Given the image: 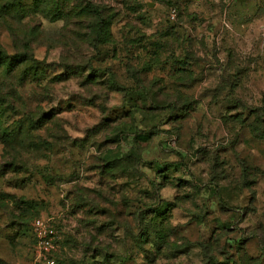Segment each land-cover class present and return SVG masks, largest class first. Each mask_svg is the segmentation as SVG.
Wrapping results in <instances>:
<instances>
[{
    "label": "rangeland",
    "instance_id": "1",
    "mask_svg": "<svg viewBox=\"0 0 264 264\" xmlns=\"http://www.w3.org/2000/svg\"><path fill=\"white\" fill-rule=\"evenodd\" d=\"M101 1L97 51L0 7V264H264V0Z\"/></svg>",
    "mask_w": 264,
    "mask_h": 264
},
{
    "label": "trees",
    "instance_id": "2",
    "mask_svg": "<svg viewBox=\"0 0 264 264\" xmlns=\"http://www.w3.org/2000/svg\"><path fill=\"white\" fill-rule=\"evenodd\" d=\"M1 2V8H8L14 4L10 3L16 2V0H3ZM36 3L37 12L44 18H57L59 16L66 18L65 28L70 34V37L64 42L65 49L75 46L92 48L97 51L101 44L109 41L112 37L111 26L114 23L113 16L112 13L108 12L109 5L101 0H36ZM173 9L177 13L176 8ZM38 18L40 21V17ZM77 66L80 68L79 63ZM85 67L93 69L90 59L87 60ZM74 71L80 72L78 70ZM33 243L34 237L31 235L30 250L32 249ZM56 258L58 264H61L57 254Z\"/></svg>",
    "mask_w": 264,
    "mask_h": 264
},
{
    "label": "built area",
    "instance_id": "3",
    "mask_svg": "<svg viewBox=\"0 0 264 264\" xmlns=\"http://www.w3.org/2000/svg\"><path fill=\"white\" fill-rule=\"evenodd\" d=\"M176 14L171 11L172 17ZM34 243L31 249V260L27 264H58L56 254L59 251L57 228L49 218L38 217L32 226Z\"/></svg>",
    "mask_w": 264,
    "mask_h": 264
},
{
    "label": "water",
    "instance_id": "4",
    "mask_svg": "<svg viewBox=\"0 0 264 264\" xmlns=\"http://www.w3.org/2000/svg\"><path fill=\"white\" fill-rule=\"evenodd\" d=\"M241 1H244V0H241Z\"/></svg>",
    "mask_w": 264,
    "mask_h": 264
}]
</instances>
